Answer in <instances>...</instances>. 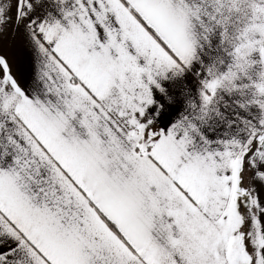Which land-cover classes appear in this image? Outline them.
<instances>
[{"label":"snow or ice","instance_id":"1","mask_svg":"<svg viewBox=\"0 0 264 264\" xmlns=\"http://www.w3.org/2000/svg\"><path fill=\"white\" fill-rule=\"evenodd\" d=\"M0 264H264V0H0Z\"/></svg>","mask_w":264,"mask_h":264}]
</instances>
